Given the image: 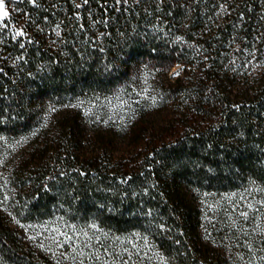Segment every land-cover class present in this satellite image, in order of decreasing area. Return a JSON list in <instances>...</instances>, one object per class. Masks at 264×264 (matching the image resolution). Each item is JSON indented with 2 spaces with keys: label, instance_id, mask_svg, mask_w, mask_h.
Instances as JSON below:
<instances>
[{
  "label": "trees",
  "instance_id": "trees-1",
  "mask_svg": "<svg viewBox=\"0 0 264 264\" xmlns=\"http://www.w3.org/2000/svg\"><path fill=\"white\" fill-rule=\"evenodd\" d=\"M9 7L0 21V136L34 130L48 103L117 92L141 64L159 67L163 80L159 119L140 111L125 152L71 110L38 154L15 165L0 207V264H249L264 229L256 239L254 226L230 240L212 236L203 196L254 188L264 198V0ZM58 213L76 230L61 237L63 249L26 233Z\"/></svg>",
  "mask_w": 264,
  "mask_h": 264
},
{
  "label": "rangeland",
  "instance_id": "rangeland-1",
  "mask_svg": "<svg viewBox=\"0 0 264 264\" xmlns=\"http://www.w3.org/2000/svg\"><path fill=\"white\" fill-rule=\"evenodd\" d=\"M2 0L4 11L10 13L9 2ZM8 17V16H7ZM6 17L0 16V21ZM159 70V71H158ZM181 72L180 65L170 69ZM163 73L154 65H139L127 86L111 94L91 93L74 98L64 104L48 103L38 127L18 137L0 136V207L5 208L10 201L7 184L15 165L25 162L34 151L38 154L46 139L52 138L60 124V118L68 111H79L86 125L91 129L101 128L112 132L115 137L112 149L121 154L130 149L125 133L140 120V111H146L145 120L159 119L158 108L154 106ZM52 109H55L53 111ZM152 111V112H151ZM154 113L153 116H148ZM164 113V111H162ZM94 146V145H92ZM257 189L225 193H208L203 196V216L210 233L214 237L230 240L239 232L248 233L254 226L253 239L259 237L264 229V198ZM251 205V207H249ZM246 213L247 215H243ZM244 229V230H243ZM76 232L63 221L62 214H55L53 219L29 223L26 233L36 243L51 246L55 250L63 249L67 244L61 237H71ZM251 247L249 264H264V239Z\"/></svg>",
  "mask_w": 264,
  "mask_h": 264
},
{
  "label": "snow or ice",
  "instance_id": "snow-or-ice-1",
  "mask_svg": "<svg viewBox=\"0 0 264 264\" xmlns=\"http://www.w3.org/2000/svg\"><path fill=\"white\" fill-rule=\"evenodd\" d=\"M29 2L32 3L33 5L36 4V0H29ZM84 2L87 3L88 0H84ZM117 2H120V0H117ZM124 2L126 3L127 0H124ZM77 7H79V5H77ZM8 15H9V13L7 11H4V4H3L2 0H0V16L7 17ZM76 15H77V18H79V13H77ZM80 27L82 28L83 25H80ZM59 33H60L59 26L57 25V27H56V34L59 35ZM16 34L17 35H24L25 33L22 31V29H17L16 30ZM177 39H181V38L180 37H177ZM171 75L178 76L179 75V72L178 71H172ZM52 110L55 111V109H52ZM249 207H251V205H249ZM243 215L246 216L247 214L244 213ZM92 227H96V225H92ZM161 259H163V257H161Z\"/></svg>",
  "mask_w": 264,
  "mask_h": 264
}]
</instances>
